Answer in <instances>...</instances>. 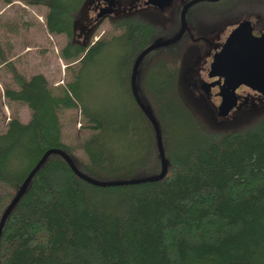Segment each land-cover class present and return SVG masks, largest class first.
Listing matches in <instances>:
<instances>
[{"label":"trees","instance_id":"trees-1","mask_svg":"<svg viewBox=\"0 0 264 264\" xmlns=\"http://www.w3.org/2000/svg\"><path fill=\"white\" fill-rule=\"evenodd\" d=\"M28 1L47 7L50 33L69 38L62 49L66 61L86 54L60 93L43 73L27 78L17 72L19 88L6 89L9 100L28 105L31 118H11L0 132V183L6 187L0 194V220L50 148L63 149L81 171L98 180L162 171L156 129L136 101L131 79L141 52L179 31L184 5L180 1L169 19L159 11L113 18L121 34L91 44L80 43L76 35L89 0ZM241 1L195 4L187 12L188 32L140 64L137 87L161 129L166 176L100 187L52 154L7 219L0 264H264V104L239 112L227 128L215 119L195 78L201 41L217 31L222 13L238 9L226 19L239 20L249 10ZM203 10L212 12L208 19L195 17ZM117 42L124 49L110 74L113 101L100 104L77 85L85 66ZM79 106L92 130L83 144L87 160L79 159L63 139L60 111Z\"/></svg>","mask_w":264,"mask_h":264},{"label":"rangeland","instance_id":"rangeland-1","mask_svg":"<svg viewBox=\"0 0 264 264\" xmlns=\"http://www.w3.org/2000/svg\"><path fill=\"white\" fill-rule=\"evenodd\" d=\"M92 1L89 0L87 3L84 14L77 24L76 35L77 41L80 43L90 42L92 44L100 39L110 40L112 37L121 34L120 29L114 28L113 18L138 12L149 13L154 10L152 6H144V0H117L118 8L115 13L108 18L99 20L89 28L87 24L96 19L98 12L92 8ZM180 1L174 0L171 7L162 11L163 16L169 19L178 8ZM242 1L244 7L249 10L243 12L244 14L239 20L226 19L227 14L222 13L224 19H221L222 22L217 31H211L210 35L201 41L203 54L196 66L195 74L199 88L201 82L212 80L208 77V72L213 56L241 20L251 19L257 34L264 29V10L259 9L264 7V1ZM237 10H231L227 17H230ZM46 13V6L33 4L28 0H9L8 2L0 0V132L6 130L11 118L18 117L23 122H28L31 118V110L28 105L9 100L5 93L7 88H19L17 72L27 78L36 73H43L49 80L52 90L55 93H60L73 81L75 72L81 66L80 59L68 62L62 57V49L67 45L69 38L65 34H53L48 31ZM211 13L203 10L200 14H195V17L205 20L211 16ZM248 13L250 14L248 15ZM238 15L240 14H235L234 18ZM123 49L124 47L120 42L111 43L103 49L93 61L85 66L81 82L77 85L79 90H83L84 94L93 95L99 99L100 104H104L105 101H113L112 97L109 98V93H112L111 88L115 86L112 84L114 79L111 78V73L116 68V64L119 63ZM237 92L239 106L226 119L219 118L217 114V108L221 102L218 87L214 88L209 95L204 94L200 88L199 94L205 96L214 108L215 119L228 128L230 122L237 120L239 112L249 108L256 109L264 104V97L247 86H241ZM60 118L63 125L64 141L71 145L73 153L79 159L87 160L83 144L92 130L87 127L83 119L81 106L73 109H62ZM5 190L6 187L0 183V194Z\"/></svg>","mask_w":264,"mask_h":264},{"label":"water","instance_id":"water-1","mask_svg":"<svg viewBox=\"0 0 264 264\" xmlns=\"http://www.w3.org/2000/svg\"><path fill=\"white\" fill-rule=\"evenodd\" d=\"M201 1L218 2L220 0H189L185 2L180 14L181 25L179 31L171 38L158 40L146 47L136 59L133 67L131 79L132 91L139 106L150 118L156 129L158 147L162 160V171L157 175L136 179L111 181L98 180L81 171L73 161L72 157L63 149L50 148L42 155L39 161L31 169L16 196L3 213L0 220V239L7 219L13 208L26 192L36 172L52 154L62 156L80 178L100 187H113L159 181L166 176L168 172V162L165 155L161 129L157 119L139 95L137 87L138 70L141 62L150 52L158 48L174 44L183 37L185 32L188 30L187 12L192 6ZM173 2L174 0H146L145 3L153 5L160 11H164L166 8L172 6ZM115 3L116 0H110L109 6L101 8L97 13L96 20L98 21L114 14L116 11ZM254 31L255 27L251 19L246 18L241 20L230 32L222 47L213 56L208 77L214 80L204 81L200 84L201 90L206 95L211 94L213 88L216 86L219 87V96L221 97V102L217 108L219 118L226 119L233 112V110L239 106V95L237 90L241 86H247L264 97V29L258 35L255 34Z\"/></svg>","mask_w":264,"mask_h":264},{"label":"flooded vegetation","instance_id":"flooded-vegetation-1","mask_svg":"<svg viewBox=\"0 0 264 264\" xmlns=\"http://www.w3.org/2000/svg\"><path fill=\"white\" fill-rule=\"evenodd\" d=\"M181 1L183 2V4H185V2H187V1H185V0H181ZM145 2H146V0H144V3H143L144 6H146V7H150V6H152V7L154 8V10H153L154 12H158V11H159V12L162 13V11L156 9L153 5H148V4H146ZM92 3H93V7H92V8H93V9H96V10L99 12L101 8L109 6V4H110V0H93ZM183 6H184V5H183ZM170 7H171V6H170ZM117 8H118V2H117V0H116V3H115V9L117 10ZM168 8H169V7H168ZM182 8H183V7H182ZM166 9H167V8H166ZM181 10H182V9H181ZM98 12H97V13H98ZM150 12H152V11H150ZM97 13H96V16H97ZM180 14H181V12H180ZM112 15H113V14H112ZM112 15H109V16H107V17H105V18H108V17H110V16H112ZM103 19H104V18H103ZM100 20H101V19H100ZM98 21H99V20H98ZM98 21L95 19L94 21L88 23V24H87V27L90 28L92 25H94V24H95L96 22H98ZM187 32H188V31H186L185 34H186ZM261 32H262V31H261ZM261 32H260V33H261ZM254 33L257 34L256 31H254ZM260 33H258V34H260ZM185 34H184V35H185ZM258 34H257V35H258ZM184 35H183V36H184ZM212 80H214V79H212ZM217 87H218V86H216L215 88H217ZM218 88H219V87H218ZM213 89H214V88H213Z\"/></svg>","mask_w":264,"mask_h":264}]
</instances>
